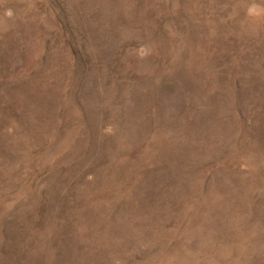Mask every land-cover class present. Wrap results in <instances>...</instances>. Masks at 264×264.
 <instances>
[{
    "label": "rangeland",
    "instance_id": "rangeland-1",
    "mask_svg": "<svg viewBox=\"0 0 264 264\" xmlns=\"http://www.w3.org/2000/svg\"><path fill=\"white\" fill-rule=\"evenodd\" d=\"M0 264H264V0H0Z\"/></svg>",
    "mask_w": 264,
    "mask_h": 264
}]
</instances>
